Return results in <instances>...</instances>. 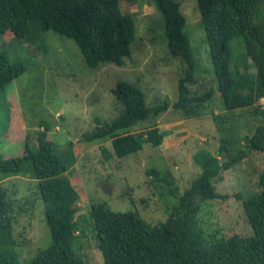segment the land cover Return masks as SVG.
Returning <instances> with one entry per match:
<instances>
[{
  "label": "trees",
  "instance_id": "1",
  "mask_svg": "<svg viewBox=\"0 0 264 264\" xmlns=\"http://www.w3.org/2000/svg\"><path fill=\"white\" fill-rule=\"evenodd\" d=\"M263 1L197 0L223 106L229 110L253 108L259 121L264 120V15L258 21L253 17ZM155 4L163 17L170 55L187 65L178 80L177 99L148 106L140 88L118 80L111 91L124 106L123 113L83 134L87 141L111 140L112 151L100 146L105 158L137 152L144 143L160 145L164 133L155 119L162 112L171 107L181 118L197 116L199 106L213 96V87L198 95L190 89L195 60L183 32L186 21L179 3L155 0ZM46 29L72 38L85 62L98 67L106 62L119 66L125 63L124 59L131 54L136 25L131 14L123 13L119 0H0V34L30 40ZM237 35L242 38L244 54L254 71H250L248 64L241 71L231 69L228 43ZM25 69L23 63H11L0 51V92ZM260 98L262 104H256ZM149 118L150 123L146 121L138 129H131L137 121ZM213 120L219 130L223 119L214 115ZM40 126L43 128L36 133V148L26 138L21 154L0 156V180L31 172L36 178L37 193L46 202L44 218L51 243L26 264H86L75 248L81 227L76 217L80 195L67 175L74 156L72 144L68 142L66 159L48 137L50 127L43 123ZM252 150L264 152V121L242 139L220 138L216 152L206 147L195 151L192 158L200 171L180 193L171 172L148 170L147 174L164 181L176 198L166 217L157 222L147 221L137 211L113 210L105 201L91 203L88 212L103 263L264 264V166L257 175V191L245 199L236 194L250 229L247 234L209 232L198 223L202 202L228 197L217 191L213 180L221 179L223 171L243 161ZM31 201L13 199L0 189V264H18L13 249L17 243L13 236L14 220L17 214L31 212L20 204Z\"/></svg>",
  "mask_w": 264,
  "mask_h": 264
},
{
  "label": "rangeland",
  "instance_id": "2",
  "mask_svg": "<svg viewBox=\"0 0 264 264\" xmlns=\"http://www.w3.org/2000/svg\"><path fill=\"white\" fill-rule=\"evenodd\" d=\"M173 1L179 3L185 17L183 32L195 60L190 89L198 95L213 87V96L199 106L197 116L181 118L170 107L155 119L164 136L173 132L174 120L183 119L175 132L177 140L173 141V133L158 146L144 143L141 150L121 157H104L100 146L112 151L109 138L95 141L83 138L84 133L123 113L124 106L111 91L115 83L125 80L140 88L148 106L163 100L172 103L177 99L178 80L187 66L168 51L163 17L155 0H119L123 13L131 14L136 25L131 54L120 66L110 62L89 66L77 43L52 29L41 30L30 40L0 34V51L11 63L26 66L0 92V156L21 154L26 138L36 148L41 123L50 127L48 137L55 141L57 152L64 154L71 142L74 156L67 175L80 195L76 217L81 229L75 248L86 264H104L89 217L91 203L105 201L113 210L137 211L151 223L163 220L176 198L169 193L168 185L148 175V170L171 172L180 193L200 171L192 158L195 151L206 147L216 152L220 138L242 139L264 121L258 120L253 108L229 110L223 106L197 0ZM263 15L264 1L254 14V21ZM228 45L231 69L241 71L248 64L250 71H254L244 54L241 36H234ZM262 102L260 98L256 104ZM214 115L224 121L219 130ZM149 120L137 121L131 129L136 130L146 121L150 123ZM64 157L67 159L68 155ZM263 166L264 152L252 150L243 161L223 171L221 179L215 178L217 191L228 197L202 202L199 225L209 232L218 230L219 234L233 231L247 234L250 229L236 194L245 199L257 191V175ZM0 189L13 199H32L31 203H20L31 212L17 214L13 225L17 242L13 249L18 264H26L51 243L44 218L46 202L37 193L36 178L31 172L3 177Z\"/></svg>",
  "mask_w": 264,
  "mask_h": 264
},
{
  "label": "crops",
  "instance_id": "3",
  "mask_svg": "<svg viewBox=\"0 0 264 264\" xmlns=\"http://www.w3.org/2000/svg\"><path fill=\"white\" fill-rule=\"evenodd\" d=\"M183 121H184L183 119H182V120H181V119H178V120L176 119V120L173 121L172 125L170 124V125L174 128V130H173L172 133L170 132V133H168V134H166V135L164 136L162 143L165 141V138H168V137H169L171 134H173V133H174V135H172V139H173V141L177 140V136H176V133H177V132H176V129H178V125H181V124L183 123ZM158 125H159V124H158ZM21 128H22V129L25 128V125H24L23 123L21 124ZM173 128H172V129H173ZM175 132H176V133H175Z\"/></svg>",
  "mask_w": 264,
  "mask_h": 264
}]
</instances>
